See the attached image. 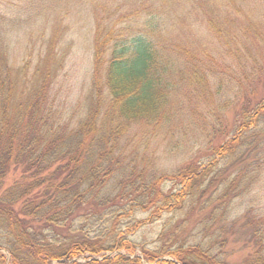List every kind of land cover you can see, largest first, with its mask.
<instances>
[{"label": "trees", "instance_id": "1", "mask_svg": "<svg viewBox=\"0 0 264 264\" xmlns=\"http://www.w3.org/2000/svg\"><path fill=\"white\" fill-rule=\"evenodd\" d=\"M135 3L141 4L142 11L120 13L116 8L108 13L102 9L101 17L96 13L95 75L78 126L69 133L47 125L31 131L35 114L39 125L44 120L42 107L53 73L38 69L29 77L30 62H22L14 71L7 58V40L0 37V225L8 235L11 264H79L76 260L80 258L96 257L105 260L87 264H131L122 254L106 259V253L117 249L135 254L137 246L123 236L120 241L116 238L117 249V245L110 248L107 246L113 244H101L102 236L96 232H73L71 223L70 228L60 229L65 232L62 238L43 242L31 226L89 209L108 211L113 216L126 212L127 217L140 212L149 214L150 219L211 209L210 216H214L223 204L222 217L236 226L244 213L231 208V194L240 190L237 197H245L261 181L259 168L260 174L254 170L256 175L239 189L248 167L257 165L256 160L264 154V88L260 89L264 84V59L259 64L243 40L261 31L264 0ZM258 37H264V33ZM49 58H40L38 65ZM251 60L259 69L257 74L248 72ZM53 61L61 67L59 60ZM240 75L246 80L250 76L258 79V87L236 103L240 105L234 138L214 147L211 153L217 166L223 167L217 178L236 169L221 195L213 197L211 193L206 197L210 189L201 187L206 175H200L193 163L164 174L140 168L133 161V149L142 147L141 143L135 145L138 137L162 144L177 134L181 145L188 147V131L191 125L196 130L201 123L202 111L187 107L184 99L196 96L209 107L218 102H237L238 96L249 89ZM17 108L24 112L22 119L14 115ZM208 113L211 118L218 115ZM18 172L19 180L6 188L7 177ZM174 182L178 190L167 192L166 185ZM259 214L257 218L250 213L244 215L257 245L252 264H264V209ZM165 255L178 264H229L200 243L182 244L163 253L150 251L143 260L177 264L160 260ZM6 259L0 248V264H6ZM134 264L142 263L137 260Z\"/></svg>", "mask_w": 264, "mask_h": 264}, {"label": "rangeland", "instance_id": "2", "mask_svg": "<svg viewBox=\"0 0 264 264\" xmlns=\"http://www.w3.org/2000/svg\"><path fill=\"white\" fill-rule=\"evenodd\" d=\"M116 8L120 9V13L129 10L142 11L141 4H136L135 0H112L109 3L101 2V0L98 2L97 0H0V37L7 40V58L11 67L17 71L21 68L22 62L24 65L30 62L31 65L27 72L29 77L38 69L42 73L46 69L53 73L49 86L46 88L42 107L44 120L39 125V117L35 114L30 127L31 131H37L43 125L67 132L77 128L83 109L87 105L86 98L95 75L96 20L104 16L102 9L113 13ZM119 24H117L119 26L117 29H120ZM260 29L259 32L251 33L256 37H243V40L248 42L253 58L262 64L264 37H258V35L264 33V25ZM136 30H138L137 26ZM177 38L180 39V37ZM190 38L197 40L194 39L196 37ZM48 55L50 58L38 65L40 58ZM51 56L55 61L59 60L61 67L55 66ZM256 67L251 60L248 68L249 74H257L259 69ZM239 78L249 89L245 94L238 96L239 101L237 102H218L217 105L209 107L196 96L184 99L187 107L192 106L202 111L201 123L196 125V130L191 125L188 131L190 133L188 147L184 148L181 145L177 134L162 144L153 140L147 143L144 138L138 137L135 145L137 147L141 143L142 147L137 151L133 149L131 153L134 154L133 161L138 163L140 168L148 167L150 171L164 174L175 173L184 169L188 163H193L200 175H206L201 182L203 190L210 189L206 197L211 193L213 197L216 193L221 195L228 188L236 169H229L224 176L217 178V172L223 167L222 165L217 166L211 153L214 147L234 138L237 123L236 110L240 105L236 103L242 102L244 95H250L258 87V79L252 76L249 80L242 75ZM262 88L264 84L261 85L260 89ZM250 99L254 98L250 96ZM19 102L25 104L22 99ZM225 108L227 109L222 113ZM208 111L218 115L211 118ZM13 112L16 118H23L22 109L17 108ZM11 114L12 111H9V115ZM252 160L255 161L249 158V161ZM256 161L258 164L252 165V168L247 166L248 171L244 176V183L240 182L239 189L248 185L252 176L260 174L259 168L262 173L261 181L245 197H237L240 190L233 192L230 197L233 202L231 208L244 213L236 226L232 221H227L222 217L226 205L223 204L214 216H210L211 209H209L206 212L195 210L186 215L167 213L155 219H150L149 214L140 212L127 217L124 216L126 212L123 215L113 216L108 211L98 212L89 209L90 211L69 218L62 215L52 220L34 223L31 231L39 232L41 241L53 242L65 234L60 229L70 228L72 223L74 228L70 229L73 232H96L97 235L102 236L101 244H113V246H107L110 248L117 245L116 249L119 246L118 242H115L116 238L120 241L123 236L137 246L135 254L129 255L117 249L106 253V259L122 254L130 260L131 264L137 260H140L142 264H149L143 260L145 253L150 251L163 253L188 243H200L206 246L214 254L221 255L229 264H252L257 245L250 236L248 231L250 224L247 223L244 215L250 213L251 217L257 218L260 216L261 209H264V154ZM254 170L256 174L253 173ZM19 178L20 172L10 173L5 182L6 188L13 185ZM165 190L175 192L178 186L175 182L169 183ZM122 233L124 235H121ZM8 240V235L0 225V248L6 255V264H11V253L7 250ZM225 243L227 246L222 245ZM95 259L100 262L105 260V258L96 257L89 260L80 258L76 261L79 264H87ZM160 260L176 262L168 255Z\"/></svg>", "mask_w": 264, "mask_h": 264}]
</instances>
